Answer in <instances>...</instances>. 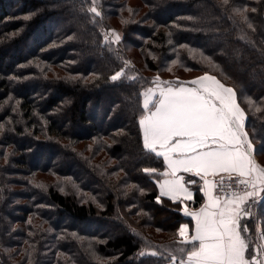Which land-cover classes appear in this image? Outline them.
<instances>
[{"label": "trees", "instance_id": "trees-1", "mask_svg": "<svg viewBox=\"0 0 264 264\" xmlns=\"http://www.w3.org/2000/svg\"><path fill=\"white\" fill-rule=\"evenodd\" d=\"M75 3L73 9L68 0H0V104L13 97L0 109V123L11 118L7 126L14 128L0 134L5 197L0 200V246L16 250L11 258L0 250V264H28L20 251L28 248L25 240L36 246L38 264H153L155 258H137L144 240L166 245L180 224L191 230L193 223L180 204L165 197L157 204L156 179L140 171L150 167L160 174L165 164L142 148L139 93L156 77L188 82L205 72L231 86L217 67L229 61L230 71L247 83L251 69L244 66L257 61L256 49L264 48V0H234L257 8L249 13L255 34L239 17L229 20L220 12L217 0H97L102 16L94 18L79 12L81 0ZM189 16L201 19H185ZM92 19L98 23H88ZM213 28L229 30L227 47L215 39ZM108 29L122 34V41L111 45L113 52L102 44ZM117 50L130 62L128 76L141 79L107 81L123 66ZM222 51L228 56L219 55ZM93 73L99 79L92 81ZM4 151L12 153L7 164ZM262 155H256L258 163ZM36 157L39 163H30ZM40 173L58 179L46 184L34 179ZM122 182L138 185L144 194L134 190L125 196ZM200 184L190 186L195 208L204 200ZM142 212L148 216L137 215ZM245 223L255 239V220Z\"/></svg>", "mask_w": 264, "mask_h": 264}, {"label": "snow or ice", "instance_id": "snow-or-ice-1", "mask_svg": "<svg viewBox=\"0 0 264 264\" xmlns=\"http://www.w3.org/2000/svg\"><path fill=\"white\" fill-rule=\"evenodd\" d=\"M68 3L73 9L77 7L75 0H68ZM215 7L226 13L229 20L235 21L239 17L252 34L257 32L249 15L257 13L256 7L249 9L247 4L238 6L234 0H217ZM79 12L85 18L102 16L97 0H91L90 4L87 0H81ZM32 15L34 13L23 19L30 20ZM185 19L201 18L189 16ZM88 23L98 22L92 19ZM210 31L215 32V39L227 47L230 42L227 28H213ZM102 34V44L108 46L109 52H113L112 44L122 41V34L112 29ZM72 39V36L68 37V40ZM249 43L256 49V41L251 36ZM256 51L259 59L255 62L249 60L244 66V70L251 69L247 83L230 71L229 61L217 67L225 80L233 81L231 86L205 72L190 82L161 81L156 77L151 82L152 87L139 93L143 109L138 121L142 148L149 155L162 157L167 169L164 173L167 178L163 181H160L156 168L145 167L140 170L156 179L160 189L156 203L162 204V197H167L178 207L184 200H192L190 186L197 185L198 181L202 182L199 191L205 203L195 211L182 209L183 214L190 216L194 224L190 231L188 224H180L176 236L168 244L153 245L141 237L144 243L137 258H155L153 264H264V228L257 226L254 239L245 223L249 218L255 220L258 216L264 220V212L257 210L259 203L264 201V166L255 159L257 154L264 152V48ZM219 55L227 57L228 53L222 51ZM116 58L122 61L123 66L107 77V81L115 83L124 79H141L128 76V71L132 70L130 62L124 60L118 50ZM205 59L212 61L213 57ZM91 77L92 81L99 79L95 73ZM17 79L16 76L10 77V80ZM253 88L256 91H252ZM12 99L9 96L8 100L0 104V109ZM19 104L20 101L16 100L12 112H17ZM11 123V118L0 123V134L14 131V128L7 126ZM10 155L12 153L4 151L6 164ZM112 175L119 179L117 173ZM216 176H219V180L210 179ZM121 186L125 196L134 190H138L141 195L145 191L135 184L122 182ZM35 187L44 188L43 185ZM180 194H183V199ZM4 198L3 189H0V200ZM93 202H96L95 197ZM141 214L148 216L146 212L137 213ZM128 230L140 236L131 226H128ZM157 231L160 229L157 228ZM28 236L32 237L33 233L29 232ZM24 244L28 248L20 250L22 257L28 258V264H38L34 256L36 246L28 240ZM0 250L9 258L16 251L2 246Z\"/></svg>", "mask_w": 264, "mask_h": 264}, {"label": "rangeland", "instance_id": "rangeland-1", "mask_svg": "<svg viewBox=\"0 0 264 264\" xmlns=\"http://www.w3.org/2000/svg\"><path fill=\"white\" fill-rule=\"evenodd\" d=\"M115 22H113V24H114ZM55 157H57V155H54V159H55ZM46 158V157H45ZM45 158H43L42 160H44L45 161ZM41 160V161H42ZM39 158H32L31 159V162L30 163H32V164H38L39 163ZM55 161V160H54ZM43 162V161H42ZM258 162V161H257ZM259 163H260V165H262V166H264V155H262L261 157H260V159H259ZM258 163V164H259ZM55 165V164H54ZM36 177H38V179H41L42 181H43V183H46V184H48V183H53V182H55L58 178H57V176L56 175H54V174H42V173H40V174H38V175H36L35 177H34V179L36 178ZM217 179H219V176L218 177H215V178H213V181H216ZM262 204H263V206H264V203H263V201H261L260 203H259V207L257 206V208L259 209V211H261V212H263L262 210H260V208L262 207ZM260 219H262L261 217L259 218H256L255 219V224H256V228H257V226L259 225L260 226ZM62 220H64V222L65 223H67L68 222V220L67 219H62ZM107 230V229H106Z\"/></svg>", "mask_w": 264, "mask_h": 264}, {"label": "crops", "instance_id": "crops-1", "mask_svg": "<svg viewBox=\"0 0 264 264\" xmlns=\"http://www.w3.org/2000/svg\"><path fill=\"white\" fill-rule=\"evenodd\" d=\"M188 82H190V81H188ZM255 159H256V162L258 161V158H257V156L255 157ZM258 163V162H257ZM166 171H167V169H166V166H165V168L163 169V171H161V173H160V175H161V179H160V181H163L165 178H167L165 175H164V173H166ZM226 175V174H225ZM216 177H218V176H216ZM213 178H215V177H210V179H212L213 180ZM202 183V182H201ZM158 189H159V187H158ZM191 190V189H190ZM192 191V190H191ZM193 192V191H192ZM159 194H160V189H159ZM181 195V198L183 199V194H180ZM165 198H167V197H165ZM193 200V199H192ZM192 200H184V203L183 204H180L181 205V209H180V211L182 212V214H183V211H182V209H188L189 211H195V210H198V209H200L201 207H202V205H204V203H205V198H204V200H203V203L201 204V206H199L198 208H195V207H193L192 205H191V202H192ZM186 217H189V218H191L190 216H186ZM192 219V218H191ZM192 223L194 224V221H192ZM184 224H187V223H184ZM189 231H190V227H189Z\"/></svg>", "mask_w": 264, "mask_h": 264}, {"label": "built area", "instance_id": "built-area-1", "mask_svg": "<svg viewBox=\"0 0 264 264\" xmlns=\"http://www.w3.org/2000/svg\"><path fill=\"white\" fill-rule=\"evenodd\" d=\"M226 178H227V177H226ZM217 180H219V179H217ZM217 180H216V181H217Z\"/></svg>", "mask_w": 264, "mask_h": 264}]
</instances>
